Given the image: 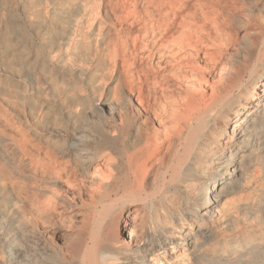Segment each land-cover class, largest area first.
I'll return each instance as SVG.
<instances>
[{
	"label": "bare ground",
	"instance_id": "6f19581e",
	"mask_svg": "<svg viewBox=\"0 0 264 264\" xmlns=\"http://www.w3.org/2000/svg\"><path fill=\"white\" fill-rule=\"evenodd\" d=\"M11 239L264 264V0H0V264Z\"/></svg>",
	"mask_w": 264,
	"mask_h": 264
},
{
	"label": "rangeland",
	"instance_id": "374dc122",
	"mask_svg": "<svg viewBox=\"0 0 264 264\" xmlns=\"http://www.w3.org/2000/svg\"><path fill=\"white\" fill-rule=\"evenodd\" d=\"M97 3H98V5H96V8H97V10L99 9V7L101 6L100 4V1H97ZM93 17V16H92ZM106 83H108V81L106 82ZM105 83V84H106ZM100 94H101V92H100ZM99 94V95H100ZM80 207H82V206H80ZM57 219L59 218V216H57V215H54ZM59 221L60 222H62L61 220H60V218H59ZM65 224V223H64ZM65 225H67V224H65ZM49 227V228H48ZM47 227V229H49V232H52L55 228H53L54 227V225H52L51 227L50 226H48ZM53 229V230H52ZM51 234V233H50ZM54 236V235H53ZM54 238H55V240H54V242L56 241V242H58L59 240H58V238L57 237H55L54 236ZM57 244V243H56ZM16 245V242H13V240L11 239L9 242H8V245H7V247H6V251H7V260H8V263L9 264H11L12 262H13V252H14V250H13V248H14V246ZM58 246V245H57ZM31 253H33V252H31ZM161 256H163V255H161ZM55 259H51V263L53 262V264H76V263H74V261L72 260L71 262H64L63 260H61L60 259V257H54ZM28 261V262H27ZM26 262H25V264H41L40 262H35V261H33V260H31V259H28ZM55 261V262H54ZM60 262V263H58V262ZM42 264H44V263H42Z\"/></svg>",
	"mask_w": 264,
	"mask_h": 264
}]
</instances>
